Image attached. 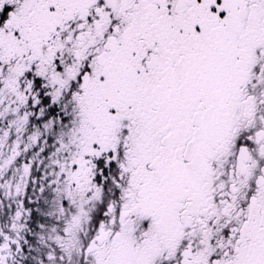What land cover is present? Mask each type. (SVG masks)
<instances>
[{"label":"snow or ice","instance_id":"obj_1","mask_svg":"<svg viewBox=\"0 0 264 264\" xmlns=\"http://www.w3.org/2000/svg\"><path fill=\"white\" fill-rule=\"evenodd\" d=\"M0 264H264V0H0Z\"/></svg>","mask_w":264,"mask_h":264}]
</instances>
